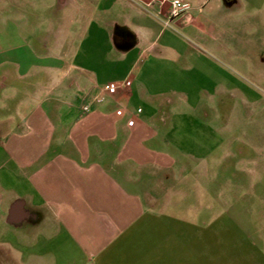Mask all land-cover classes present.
I'll use <instances>...</instances> for the list:
<instances>
[{
  "label": "crops",
  "instance_id": "1",
  "mask_svg": "<svg viewBox=\"0 0 264 264\" xmlns=\"http://www.w3.org/2000/svg\"><path fill=\"white\" fill-rule=\"evenodd\" d=\"M181 1L167 22L169 0H0V251L16 264H264V145L198 116L226 83L209 55L264 49L229 16L264 22V0ZM229 161L255 168H209Z\"/></svg>",
  "mask_w": 264,
  "mask_h": 264
},
{
  "label": "rangeland",
  "instance_id": "2",
  "mask_svg": "<svg viewBox=\"0 0 264 264\" xmlns=\"http://www.w3.org/2000/svg\"><path fill=\"white\" fill-rule=\"evenodd\" d=\"M238 2L243 3V0H238ZM184 9L185 6L183 5L182 12L174 18L170 17L168 11L167 22L179 18ZM48 14L51 13L45 12L44 14H41L40 17L46 19ZM239 14L235 15L234 13L229 15L234 21L233 29L239 30L242 29V27L247 26L248 31L259 30V33L262 32L261 35H264V22L259 18L257 19V15H252L256 22L244 23ZM246 14L249 15L248 10L245 15ZM40 24H42V28H46V23L42 21ZM248 26L250 28H248ZM164 28L167 32L178 36V40H181L187 46L189 45L188 43L193 44L190 37L181 30L173 28L171 23L165 25ZM247 44H249V46L246 47L247 49L241 47L243 49L237 48L236 50L231 47L232 53L230 55L228 53L209 55L210 61L216 64L217 74L222 76V79H225L226 83L210 87V92L213 93V102L207 101L200 103V112L198 116L201 117L202 115L207 114L209 120L207 122L214 124L217 129L231 128L233 132L241 130L243 132L242 138L248 143L264 145V49L260 51L256 49L262 45V42L260 45H256L257 39L255 37H250L249 40H247ZM244 63L248 64L249 69H242L240 67V65ZM216 82L218 83V78H216ZM128 87L129 83L124 82L119 86L116 85L100 89V95H98L92 103L98 104L103 102L104 97L102 94L105 91L126 89ZM88 109L86 111H88ZM201 120L203 121V119ZM220 152L223 151L216 152L217 156L215 158V163L218 162L217 158L219 157V154H221ZM258 154L263 157V162L259 165V169L261 170V173L264 174V149L259 151ZM209 168H212V173H240L241 170H251L254 169L255 166L251 163L242 166H234L229 161L222 162L221 166L213 165ZM14 260L15 258L13 256L11 257L0 251V264H16Z\"/></svg>",
  "mask_w": 264,
  "mask_h": 264
},
{
  "label": "built area",
  "instance_id": "3",
  "mask_svg": "<svg viewBox=\"0 0 264 264\" xmlns=\"http://www.w3.org/2000/svg\"><path fill=\"white\" fill-rule=\"evenodd\" d=\"M183 9V3L181 0H169V15L171 18L177 17ZM88 107H85L86 111Z\"/></svg>",
  "mask_w": 264,
  "mask_h": 264
}]
</instances>
